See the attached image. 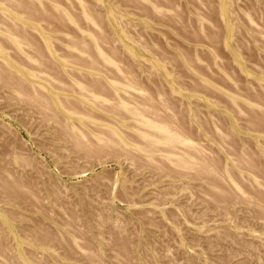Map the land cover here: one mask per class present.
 Returning a JSON list of instances; mask_svg holds the SVG:
<instances>
[{"label":"rangeland","instance_id":"374dc122","mask_svg":"<svg viewBox=\"0 0 264 264\" xmlns=\"http://www.w3.org/2000/svg\"><path fill=\"white\" fill-rule=\"evenodd\" d=\"M0 264H264V0H0Z\"/></svg>","mask_w":264,"mask_h":264}]
</instances>
